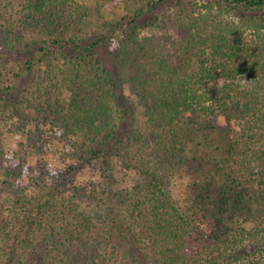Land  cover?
<instances>
[{
    "label": "trees",
    "instance_id": "1",
    "mask_svg": "<svg viewBox=\"0 0 264 264\" xmlns=\"http://www.w3.org/2000/svg\"><path fill=\"white\" fill-rule=\"evenodd\" d=\"M0 264H264V0H0Z\"/></svg>",
    "mask_w": 264,
    "mask_h": 264
},
{
    "label": "rangeland",
    "instance_id": "2",
    "mask_svg": "<svg viewBox=\"0 0 264 264\" xmlns=\"http://www.w3.org/2000/svg\"><path fill=\"white\" fill-rule=\"evenodd\" d=\"M166 4V3H165ZM121 16L122 14L120 15L119 12H115V14L113 15V17L120 21L121 20ZM114 20L113 23L116 21ZM125 21H123L124 23ZM141 22V21H139ZM113 25V24H112ZM109 29H112V26H108ZM143 34H149L150 32L146 31V30H143L142 32ZM99 54L103 55V59L105 61V65H108V60H107V55H106V49H101L98 51ZM219 83V82H218ZM138 119H142V116H140L139 114L137 115V120ZM132 120L130 118H127L126 119V125L127 126H130L132 123ZM134 123V122H133ZM3 146L6 150H10L13 148V142L11 139H6L3 141ZM47 146V150H45L44 152V156L46 158L47 161H49L50 163L52 164H55L57 163V161H59V150H61V143L56 140V139H53L52 141H50L48 144H46ZM30 163H34V159H31L30 160ZM3 166H5L6 164H1ZM93 176V173L91 172V170H84V171H81L78 173V175H76L77 177V181H82V182H85V181H88L90 177ZM176 193H177V190L178 188L176 187Z\"/></svg>",
    "mask_w": 264,
    "mask_h": 264
}]
</instances>
